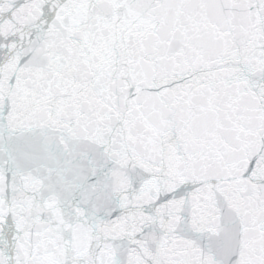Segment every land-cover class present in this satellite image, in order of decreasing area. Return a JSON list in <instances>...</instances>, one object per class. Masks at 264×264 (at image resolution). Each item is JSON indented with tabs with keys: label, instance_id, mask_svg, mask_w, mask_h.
<instances>
[{
	"label": "snow or ice",
	"instance_id": "obj_1",
	"mask_svg": "<svg viewBox=\"0 0 264 264\" xmlns=\"http://www.w3.org/2000/svg\"><path fill=\"white\" fill-rule=\"evenodd\" d=\"M0 264H264V0H0Z\"/></svg>",
	"mask_w": 264,
	"mask_h": 264
}]
</instances>
